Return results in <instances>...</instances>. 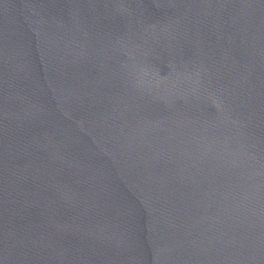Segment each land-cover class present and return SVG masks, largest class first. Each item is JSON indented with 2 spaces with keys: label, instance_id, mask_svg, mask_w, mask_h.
<instances>
[{
  "label": "water",
  "instance_id": "obj_1",
  "mask_svg": "<svg viewBox=\"0 0 264 264\" xmlns=\"http://www.w3.org/2000/svg\"><path fill=\"white\" fill-rule=\"evenodd\" d=\"M0 264H264V0H0Z\"/></svg>",
  "mask_w": 264,
  "mask_h": 264
}]
</instances>
